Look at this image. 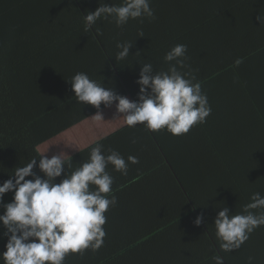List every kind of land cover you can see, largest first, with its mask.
Segmentation results:
<instances>
[{
  "label": "trees",
  "instance_id": "1",
  "mask_svg": "<svg viewBox=\"0 0 264 264\" xmlns=\"http://www.w3.org/2000/svg\"><path fill=\"white\" fill-rule=\"evenodd\" d=\"M121 2L0 0V183L41 154L40 145L96 113L74 96L69 80L77 72L135 100L139 63L166 71L165 53L185 44L183 70L191 69L201 83L210 116L180 136L124 125L97 141L139 157L130 170L133 181L156 177L142 206L151 217L146 224L142 216L130 218L123 222L125 233H106L98 251L69 254L64 264H112L155 237L172 264H214V255L224 264H248L250 256L253 264H264V226L225 253L213 224L222 207L234 215L252 193L264 196V0H150L154 19L117 27L112 18H101L85 31L87 12ZM126 41L133 43L130 53L116 61V45ZM97 142L71 156L70 171ZM12 196L6 193L4 202ZM200 213L204 222L197 226ZM3 231L0 226V252L6 250Z\"/></svg>",
  "mask_w": 264,
  "mask_h": 264
},
{
  "label": "clouds",
  "instance_id": "2",
  "mask_svg": "<svg viewBox=\"0 0 264 264\" xmlns=\"http://www.w3.org/2000/svg\"><path fill=\"white\" fill-rule=\"evenodd\" d=\"M101 18H112L117 27H122L129 20L154 19L155 15L150 0H122L119 5L102 3L84 15L85 31ZM132 46L130 41L118 42L116 47L120 50L115 60L127 58ZM186 53L185 44H176L167 51L163 57L169 65L166 71H155L151 63L137 62L141 68L135 100L105 87L86 72H77L69 81L77 102L97 109L92 115L95 122L105 120L101 104L105 108L115 104L129 128L142 125L150 132L166 130L180 136L205 123L212 112L201 83L191 69L183 70L188 67ZM132 142L136 143V139ZM45 153L37 155L39 161L35 156L16 167L0 183V207L4 209L0 226L7 238L6 250L0 252L3 264H64L69 254L83 255L89 249L98 251L106 236L105 213L118 203L113 194L114 177L107 169L111 165L114 171L127 175L129 164L139 163V157L129 155L126 161L119 151L105 149L99 142L91 147L89 158L72 171L71 155L66 158L59 152L49 157ZM62 174L64 178L55 182ZM9 192L13 193L12 200L5 203L4 196ZM250 200L237 214L233 215L228 207H222L216 214L213 224L220 251L238 250L257 228L264 226V211H251L264 209V196L254 192ZM202 222L204 213L198 214L194 221L197 226ZM212 259L214 264H224L225 260L221 255ZM253 260L248 257V264H253Z\"/></svg>",
  "mask_w": 264,
  "mask_h": 264
},
{
  "label": "crops",
  "instance_id": "3",
  "mask_svg": "<svg viewBox=\"0 0 264 264\" xmlns=\"http://www.w3.org/2000/svg\"><path fill=\"white\" fill-rule=\"evenodd\" d=\"M127 97L131 99L130 96ZM102 111L105 120L95 122L92 116L86 118L82 122L40 145L41 153L47 152L45 154L51 157V155L60 152V154L69 158L70 155H75L126 125L123 115L117 113L115 104L110 108L102 109ZM114 149L117 150V148ZM118 151L127 161V157L130 154L121 150ZM122 153L126 154L123 155ZM131 169H133V164H129L127 175H122L120 172L114 171L111 165L107 169L114 177V184L112 185L114 189L113 194L117 197L118 203L115 207H110L105 213L107 222L104 228L106 233H111L114 236L127 231L123 222L130 218L133 220L135 216H142L144 224H146V219L148 222L149 217H151L149 216V212L143 211L142 206L144 198L150 191V186L155 188L158 181L154 176L145 179L136 178L133 181L130 173ZM129 179L132 180L128 181ZM127 184L130 185L125 188L124 186ZM119 187L123 189H119ZM110 220H113L112 225H109ZM116 220L117 223H115ZM159 240L157 237L149 239L145 244L140 245L138 250H134L131 254L128 253V257H131L118 258L115 262L112 261V264H172L173 262L171 260L163 258V246L161 240Z\"/></svg>",
  "mask_w": 264,
  "mask_h": 264
}]
</instances>
